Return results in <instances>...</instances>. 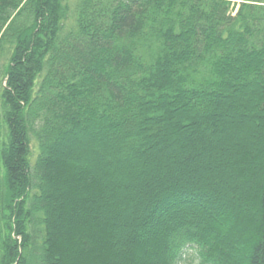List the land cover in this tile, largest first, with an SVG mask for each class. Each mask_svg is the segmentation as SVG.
Returning <instances> with one entry per match:
<instances>
[{
	"label": "trees",
	"instance_id": "trees-1",
	"mask_svg": "<svg viewBox=\"0 0 264 264\" xmlns=\"http://www.w3.org/2000/svg\"><path fill=\"white\" fill-rule=\"evenodd\" d=\"M0 264H264V0H0Z\"/></svg>",
	"mask_w": 264,
	"mask_h": 264
},
{
	"label": "rangeland",
	"instance_id": "rangeland-1",
	"mask_svg": "<svg viewBox=\"0 0 264 264\" xmlns=\"http://www.w3.org/2000/svg\"><path fill=\"white\" fill-rule=\"evenodd\" d=\"M75 1L76 0H68L69 6L70 7H73L74 4H75ZM69 25H71V22H67V26L68 27H69ZM30 152H31L30 161L31 160L34 161L35 158H36V155H37V152L38 151H37V144L33 140H31ZM32 161H31V163H32ZM184 259H185L186 262H191V263L198 262V256H197L196 250H194V249H187V250H185V252H184Z\"/></svg>",
	"mask_w": 264,
	"mask_h": 264
}]
</instances>
